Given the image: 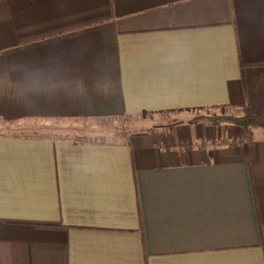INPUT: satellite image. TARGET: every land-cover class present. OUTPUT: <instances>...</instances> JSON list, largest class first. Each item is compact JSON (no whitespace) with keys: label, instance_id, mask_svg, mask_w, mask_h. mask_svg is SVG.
Masks as SVG:
<instances>
[{"label":"crops","instance_id":"1","mask_svg":"<svg viewBox=\"0 0 264 264\" xmlns=\"http://www.w3.org/2000/svg\"><path fill=\"white\" fill-rule=\"evenodd\" d=\"M241 106L264 118V0H0L1 129L158 119L0 131V264H264V130L168 117Z\"/></svg>","mask_w":264,"mask_h":264},{"label":"rangeland","instance_id":"2","mask_svg":"<svg viewBox=\"0 0 264 264\" xmlns=\"http://www.w3.org/2000/svg\"><path fill=\"white\" fill-rule=\"evenodd\" d=\"M241 115V109H226L212 111H196L186 115H171L170 118H185L205 121L207 117H220L224 115ZM183 116V117H182ZM206 117V118H204ZM166 118V117H165ZM169 118V119H170ZM158 119L151 116H143L134 119H128L111 123V121H78V120H50L42 122H25L23 124H15L12 127L0 128V131H11V133H25L38 136H54L68 137L74 140H89V141H117L130 132H142L153 126ZM207 121V120H206ZM208 122V121H207ZM91 125V130L83 127ZM95 125V126H94ZM97 126L109 127L106 132L98 131ZM89 128V129H90ZM124 138V137H123Z\"/></svg>","mask_w":264,"mask_h":264},{"label":"trees","instance_id":"3","mask_svg":"<svg viewBox=\"0 0 264 264\" xmlns=\"http://www.w3.org/2000/svg\"><path fill=\"white\" fill-rule=\"evenodd\" d=\"M242 111L241 115H224L220 117H204L205 121L212 123L213 125H220L223 123L233 124L246 130L250 129H263L264 130V118L256 115L251 111L248 106L239 107ZM235 109V108H233ZM226 110V108H222ZM199 122L197 118L194 122Z\"/></svg>","mask_w":264,"mask_h":264}]
</instances>
